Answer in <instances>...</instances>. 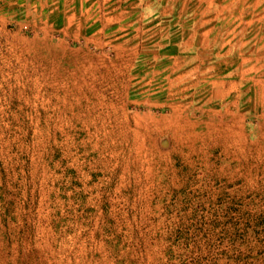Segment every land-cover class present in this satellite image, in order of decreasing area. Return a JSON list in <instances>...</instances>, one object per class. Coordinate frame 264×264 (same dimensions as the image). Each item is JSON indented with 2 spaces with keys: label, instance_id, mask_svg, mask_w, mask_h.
I'll return each instance as SVG.
<instances>
[{
  "label": "rangeland",
  "instance_id": "rangeland-1",
  "mask_svg": "<svg viewBox=\"0 0 264 264\" xmlns=\"http://www.w3.org/2000/svg\"><path fill=\"white\" fill-rule=\"evenodd\" d=\"M0 264H264V0H0Z\"/></svg>",
  "mask_w": 264,
  "mask_h": 264
}]
</instances>
